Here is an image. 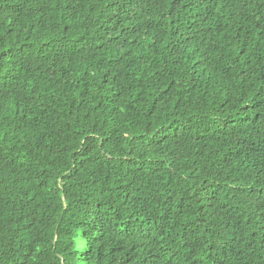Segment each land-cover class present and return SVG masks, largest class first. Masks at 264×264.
I'll return each instance as SVG.
<instances>
[{"label":"trees","instance_id":"16d2710c","mask_svg":"<svg viewBox=\"0 0 264 264\" xmlns=\"http://www.w3.org/2000/svg\"><path fill=\"white\" fill-rule=\"evenodd\" d=\"M0 264H264V0H0Z\"/></svg>","mask_w":264,"mask_h":264}]
</instances>
